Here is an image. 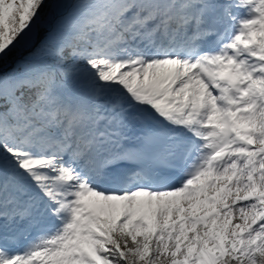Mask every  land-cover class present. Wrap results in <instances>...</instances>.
Returning a JSON list of instances; mask_svg holds the SVG:
<instances>
[{"label": "snow or ice", "instance_id": "obj_1", "mask_svg": "<svg viewBox=\"0 0 264 264\" xmlns=\"http://www.w3.org/2000/svg\"><path fill=\"white\" fill-rule=\"evenodd\" d=\"M0 264H264V0H0Z\"/></svg>", "mask_w": 264, "mask_h": 264}]
</instances>
